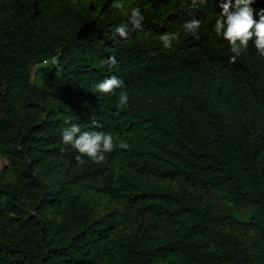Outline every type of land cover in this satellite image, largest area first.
Returning <instances> with one entry per match:
<instances>
[{
  "label": "trees",
  "instance_id": "1",
  "mask_svg": "<svg viewBox=\"0 0 264 264\" xmlns=\"http://www.w3.org/2000/svg\"><path fill=\"white\" fill-rule=\"evenodd\" d=\"M115 2L140 7L143 30L114 0H0V264H264V57L250 41L230 62L219 0ZM111 75L124 88L98 92ZM66 120L111 133L114 150L80 164ZM96 197L119 207L101 215Z\"/></svg>",
  "mask_w": 264,
  "mask_h": 264
},
{
  "label": "clouds",
  "instance_id": "2",
  "mask_svg": "<svg viewBox=\"0 0 264 264\" xmlns=\"http://www.w3.org/2000/svg\"><path fill=\"white\" fill-rule=\"evenodd\" d=\"M201 4L207 0H199ZM258 0H219V7L222 11L218 14L213 31L217 37H222L229 45L230 62L236 63L238 57L246 53L249 48V42L252 41L259 56L264 57V7L255 8ZM193 6H196L197 0H192ZM121 10L122 14L128 16L130 24L135 29H142L144 15L140 7L132 6L126 8L123 2H115L112 5ZM258 17V19L256 18ZM202 21L191 19L185 21L182 25L187 33L196 34L199 32ZM113 35H118L121 39L127 40L129 36L128 24H120L114 28ZM197 38H199L197 36ZM178 39V34L165 32L159 36L164 49H171L173 42ZM109 70L117 65L116 57L110 56L103 61ZM53 64L58 65V61L53 59ZM124 81L116 75H111L96 84L95 89L105 95L115 93L116 89L124 88ZM129 102V95L126 91L119 92L118 108H124ZM119 115V111L115 113ZM69 126L64 127L61 133L62 142L65 145H71L78 151L76 160L83 164V157L90 158L94 163H102L105 160V153L114 150V137L111 133L105 131H82L79 124L65 121ZM95 127H102L96 121H93ZM121 149H127L128 144L121 142L118 145Z\"/></svg>",
  "mask_w": 264,
  "mask_h": 264
},
{
  "label": "rangeland",
  "instance_id": "3",
  "mask_svg": "<svg viewBox=\"0 0 264 264\" xmlns=\"http://www.w3.org/2000/svg\"><path fill=\"white\" fill-rule=\"evenodd\" d=\"M87 4H90L94 0H84ZM57 61V60H56ZM56 67V65L53 64V60L50 61H42L41 63H38L37 65L33 66L32 68V84L40 86L42 85L47 76L50 74V72ZM7 164V162L0 157V170L3 169V167ZM209 196L211 199L219 206H222L225 204L223 200L220 199L218 194L216 192H209ZM95 201L100 205V214L106 215L115 208H118L119 206L117 204H111L109 203V200L107 199H100L95 198ZM240 213L243 215L244 218L249 216L251 211H248L244 208H241Z\"/></svg>",
  "mask_w": 264,
  "mask_h": 264
}]
</instances>
